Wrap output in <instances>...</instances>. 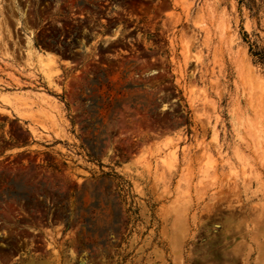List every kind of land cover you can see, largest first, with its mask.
Returning <instances> with one entry per match:
<instances>
[{"label": "rangeland", "instance_id": "obj_1", "mask_svg": "<svg viewBox=\"0 0 264 264\" xmlns=\"http://www.w3.org/2000/svg\"><path fill=\"white\" fill-rule=\"evenodd\" d=\"M101 2L0 0V264H264V0H123L49 43Z\"/></svg>", "mask_w": 264, "mask_h": 264}, {"label": "flooded vegetation", "instance_id": "obj_2", "mask_svg": "<svg viewBox=\"0 0 264 264\" xmlns=\"http://www.w3.org/2000/svg\"><path fill=\"white\" fill-rule=\"evenodd\" d=\"M20 2H24L23 4H26L28 7H24L25 10H30L31 12L36 11V3L35 0L31 2H26L25 0H20ZM123 0H102L101 4L96 8V11L93 13H68L69 16L67 20H72V23L74 25H71L72 27L69 28L67 26L62 27L61 31L62 35H57L53 39H49V43L54 48H62L61 46L64 45L69 49V42H84L86 39H91L95 36V34H100L99 31H104L108 28L114 29V27H117V22L119 14L118 10H123L121 6L118 4L122 3ZM126 7L130 6V4L126 3ZM23 6V5H22ZM45 9V8H44ZM46 14L49 13V18L52 16V12L54 11V7L52 4L46 7ZM126 10H129L127 8ZM33 12V13H34ZM34 18H36V13L33 15ZM128 23H131L130 15L127 14L124 16ZM62 23L57 22L55 23L56 26H60ZM136 28L134 26L130 27L128 29V32H132ZM67 34V37L64 35ZM112 39L115 37H111ZM132 38H127V43L131 45L129 40ZM76 49H74L75 51ZM121 52H123L121 50ZM124 54L129 53V49L124 51Z\"/></svg>", "mask_w": 264, "mask_h": 264}, {"label": "crops", "instance_id": "obj_3", "mask_svg": "<svg viewBox=\"0 0 264 264\" xmlns=\"http://www.w3.org/2000/svg\"><path fill=\"white\" fill-rule=\"evenodd\" d=\"M61 68H65V65H61ZM49 96H51V95H49ZM58 109H61V110L65 109V107H64V105H63V103L61 101H58L57 105L54 102L49 101V115H54L55 117H57V115H58V111L57 110ZM25 121L27 123V124H25V126L29 130L28 126L32 125L33 122L30 119H28V118H25ZM43 124L48 129L44 133V135H48L51 139L62 138V136H57L56 135L58 126H62L64 129H66V127H67L64 122H60L58 119H57L56 123H54L51 119H49V121L43 119ZM39 130H41V129H39ZM65 133H67V130L65 131ZM68 133L70 134L71 132L68 131ZM23 148L24 147L21 146L20 144L12 146L9 149L0 152V159L4 158L6 156H11L12 154H15L16 152L22 150Z\"/></svg>", "mask_w": 264, "mask_h": 264}, {"label": "built area", "instance_id": "obj_4", "mask_svg": "<svg viewBox=\"0 0 264 264\" xmlns=\"http://www.w3.org/2000/svg\"><path fill=\"white\" fill-rule=\"evenodd\" d=\"M23 38H24V42H26V38L28 37V35H24L23 34ZM16 41L18 42L19 40H18V38L16 37ZM18 54H19V56H21V57H24V59H28V52H27V50H26V47H22V49L21 50H19L18 52H17ZM12 54H16L15 52H13L12 51Z\"/></svg>", "mask_w": 264, "mask_h": 264}, {"label": "trees", "instance_id": "obj_5", "mask_svg": "<svg viewBox=\"0 0 264 264\" xmlns=\"http://www.w3.org/2000/svg\"><path fill=\"white\" fill-rule=\"evenodd\" d=\"M239 3L245 2V4L251 9V7L254 6L255 2L254 0H238ZM257 54V53H255ZM258 54H263V53H258Z\"/></svg>", "mask_w": 264, "mask_h": 264}, {"label": "bare ground", "instance_id": "obj_6", "mask_svg": "<svg viewBox=\"0 0 264 264\" xmlns=\"http://www.w3.org/2000/svg\"><path fill=\"white\" fill-rule=\"evenodd\" d=\"M42 60H43V59H42ZM42 60H41V61H42Z\"/></svg>", "mask_w": 264, "mask_h": 264}]
</instances>
